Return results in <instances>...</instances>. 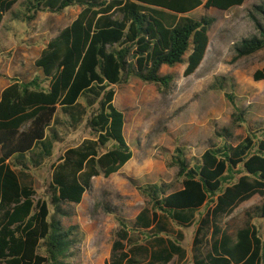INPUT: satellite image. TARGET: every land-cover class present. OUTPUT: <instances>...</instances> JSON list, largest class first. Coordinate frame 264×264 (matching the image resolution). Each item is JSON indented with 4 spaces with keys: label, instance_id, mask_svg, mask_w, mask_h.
Returning a JSON list of instances; mask_svg holds the SVG:
<instances>
[{
    "label": "trees",
    "instance_id": "obj_1",
    "mask_svg": "<svg viewBox=\"0 0 264 264\" xmlns=\"http://www.w3.org/2000/svg\"><path fill=\"white\" fill-rule=\"evenodd\" d=\"M19 0H0V24ZM246 0H25L28 21L39 12L62 13L78 6L76 18L49 40L35 60L40 76L10 78L0 95V264H63L78 241L73 227L64 228L57 217L67 215L62 203L79 204L91 189L92 179L119 172L133 157L124 136V115L114 106L115 86L136 78L154 84L165 96L173 81L163 66L185 64L184 76L194 74L209 47L214 19L189 14L200 7L227 11ZM156 14H161L162 18ZM255 33L242 38L234 61L264 49V1L247 13ZM264 80V67L255 71ZM228 85L231 91H224ZM211 88L224 92L233 107L231 124L248 121L237 103L233 81L217 79ZM91 138L67 148L52 164L50 204L35 202L32 186L22 183L14 167L28 171L52 156L59 141L58 126L76 129L87 113ZM60 114L61 118L57 115ZM199 157L187 158L175 148L171 164L177 167L181 188L170 191L162 183L137 187L148 210L130 227L116 215L120 236L150 235L167 247H142L152 264H167L184 251L162 240L168 232L163 217L178 226H190L195 212L213 205L199 221L193 239V264H264V236L247 222L235 235L222 227V219L255 195L264 196V128L246 126V135L233 144V132L224 128ZM111 147L108 148V145ZM105 151H102V150ZM107 210H111L106 207ZM113 211V210H111ZM264 219V203L254 209ZM156 227L157 231L152 232ZM142 229V231H141ZM147 238V237H146ZM120 242L113 246L112 264ZM206 247V250H205ZM135 263L134 261H130Z\"/></svg>",
    "mask_w": 264,
    "mask_h": 264
},
{
    "label": "rangeland",
    "instance_id": "obj_2",
    "mask_svg": "<svg viewBox=\"0 0 264 264\" xmlns=\"http://www.w3.org/2000/svg\"><path fill=\"white\" fill-rule=\"evenodd\" d=\"M264 0H246L242 6L227 11L200 7L186 14L193 19L202 16L214 19L209 31L207 54L197 69L184 76L185 64L164 67L162 74L171 75L173 81L169 92L163 96L154 84H146L132 78L129 83L115 86L114 106L125 118L124 136L133 151V157L117 173L109 177L100 175L92 179V187L85 192L79 204L62 203L67 215L57 217L64 228L73 227L78 241L70 256L63 264H112L113 246L120 242L116 259L123 258L122 264H152L142 247H167L150 235L136 234L133 229L126 238L120 236L116 215L126 219L131 227L136 216L148 210L145 198L137 187L147 183H162L170 191L181 188L177 178V167L171 164L175 148H185L187 158L199 157L212 142H217V132L229 128L233 132V144L246 135V126L264 128V80H255V71L264 67V49L255 54L234 61V46L242 38L255 33L248 18L252 5ZM25 0H19L5 14L0 24V90L10 78L29 79L40 76L35 60L49 40L69 25L80 12L78 6L65 9L62 13L39 12L35 19L28 21ZM162 18L161 14H156ZM233 81L234 94L240 109L245 110L248 120L242 127L231 124L233 107L224 92L211 88L217 79ZM224 91H231L226 85ZM87 113L76 129L58 126L59 141L53 145L52 156L44 159L39 167L20 171L14 167L22 183L32 186L34 200L50 204L49 183L52 164H57L63 152L91 138L86 126L91 109L84 99L80 100ZM61 118V115H57ZM111 144L108 145V148ZM102 151H105L104 149ZM264 203V196L255 195L238 205L222 219V227L230 234L247 222L255 224L264 236V219L254 215V209ZM205 206L195 212L190 226H178L166 217L161 218L168 232L158 236L166 238L184 251L182 257L175 255L167 264H193V239L199 221L212 208ZM51 211L53 212L50 204ZM109 207L111 210H107ZM142 231V229H141ZM157 231L154 227L152 232ZM147 237V238H146ZM206 250V247H205ZM130 261H134L132 263Z\"/></svg>",
    "mask_w": 264,
    "mask_h": 264
},
{
    "label": "crops",
    "instance_id": "obj_3",
    "mask_svg": "<svg viewBox=\"0 0 264 264\" xmlns=\"http://www.w3.org/2000/svg\"><path fill=\"white\" fill-rule=\"evenodd\" d=\"M198 9H199V8H198ZM164 67H167V66H163V67H162V69H161V73H162ZM8 84H9V83H8ZM8 84H4V83L2 84V85H3V86H2L3 88L0 90V95H1V92L3 91V89H4L5 87H7ZM124 125H125V118H124Z\"/></svg>",
    "mask_w": 264,
    "mask_h": 264
}]
</instances>
